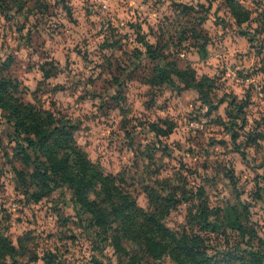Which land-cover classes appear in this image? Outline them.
I'll return each instance as SVG.
<instances>
[{"label": "rangeland", "instance_id": "obj_1", "mask_svg": "<svg viewBox=\"0 0 264 264\" xmlns=\"http://www.w3.org/2000/svg\"><path fill=\"white\" fill-rule=\"evenodd\" d=\"M235 1L250 11L242 24L224 0H0V74L14 79L21 102L68 119L77 145L120 174L139 206L154 179L184 189L168 227L200 231L189 211L204 205L217 223L213 210L239 201L264 252V30L255 21L264 0ZM166 61L208 77L209 103L175 74L174 86L161 81ZM231 100L241 106L229 108L236 120ZM18 141L0 109V231L17 248L5 264H42L47 253L50 264H126L98 243L68 190L31 197ZM215 229L200 232L209 254L239 243L235 231Z\"/></svg>", "mask_w": 264, "mask_h": 264}, {"label": "trees", "instance_id": "obj_2", "mask_svg": "<svg viewBox=\"0 0 264 264\" xmlns=\"http://www.w3.org/2000/svg\"><path fill=\"white\" fill-rule=\"evenodd\" d=\"M224 2L237 23L250 19V11L237 1ZM256 19L264 30V5ZM158 71L160 80L171 85L170 74L179 76L184 88L196 89L201 100L209 103L204 89V80H209L208 77H198L190 67L175 69L172 61H166ZM16 89L14 79L0 74V109L12 123L15 140H19L15 153L24 155L26 164L32 166L29 177L35 186L31 193L34 200L59 187L68 190L75 210L90 215L89 226L93 228L98 243L110 245L117 253L127 256L126 264H147L150 259L155 262L164 258L173 264H230L232 261L235 264H264V252L252 243L254 231L248 225L247 208L243 203L238 201V204L215 208L213 214L217 223L209 220L211 213L204 205L189 211V215L193 214L192 223L201 225L200 231L168 227L165 220L180 203L179 196L186 197L184 189L180 190L176 185L171 187L170 178L154 179L143 187L147 208L139 206L120 174L105 173L99 163L91 161L77 145L68 119L57 118L48 110L21 102L13 94ZM232 106L238 110L241 106L234 100L227 103L228 117L236 120L238 115L229 109ZM261 179L260 195L264 197V165ZM217 226L235 231L240 241L231 249L211 255L200 232H213ZM126 243L131 244L132 249H127ZM16 254L17 248L10 237L0 231V264H5L6 258H14ZM52 257L51 253L44 255L42 264H50ZM8 264L32 263L13 260Z\"/></svg>", "mask_w": 264, "mask_h": 264}]
</instances>
